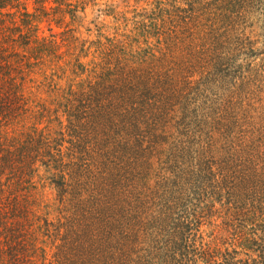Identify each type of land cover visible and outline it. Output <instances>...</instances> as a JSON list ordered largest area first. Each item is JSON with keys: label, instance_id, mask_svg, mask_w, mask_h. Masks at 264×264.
<instances>
[{"label": "trees", "instance_id": "1", "mask_svg": "<svg viewBox=\"0 0 264 264\" xmlns=\"http://www.w3.org/2000/svg\"><path fill=\"white\" fill-rule=\"evenodd\" d=\"M104 12L134 48L62 62L0 0V264H264V0Z\"/></svg>", "mask_w": 264, "mask_h": 264}, {"label": "rangeland", "instance_id": "2", "mask_svg": "<svg viewBox=\"0 0 264 264\" xmlns=\"http://www.w3.org/2000/svg\"><path fill=\"white\" fill-rule=\"evenodd\" d=\"M21 1L30 13L37 14L35 17L43 34L42 36L48 37L51 42L59 47V53L63 57L62 62L74 58L75 54H72L71 50L74 49L81 56L83 63H89L94 58L100 57L101 52H108L114 45L126 50L134 48L130 47L133 44V39L128 32L132 29V25H126L124 21L117 22L114 16L105 14L106 12L104 11L106 9H115L117 13H129L128 16L130 18L135 9L145 8L156 0H82L80 3L84 2L83 5H85L86 10L85 12H79L76 20H73L71 14L67 12L70 7L62 6L64 3L62 0ZM72 2L78 3L80 7L83 6L77 0ZM259 18L254 24V28L259 36L253 38L260 40V28L264 26V16L259 15ZM106 37H111L114 41L109 42ZM62 62H55L52 67L46 69L47 74L51 75L55 73L57 76L61 75L60 67L63 65ZM43 73L38 71L37 74H34V81L37 83L44 81ZM191 79V85L196 86L197 78L193 76ZM228 97L225 94L222 99L225 100ZM179 116L180 114H177V111L173 112L172 117L167 122L166 129H170L176 120L180 122ZM110 160L113 161V157ZM119 176L120 174L116 179ZM54 194L52 189L45 188L44 199L48 202L54 197Z\"/></svg>", "mask_w": 264, "mask_h": 264}]
</instances>
